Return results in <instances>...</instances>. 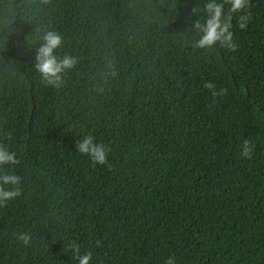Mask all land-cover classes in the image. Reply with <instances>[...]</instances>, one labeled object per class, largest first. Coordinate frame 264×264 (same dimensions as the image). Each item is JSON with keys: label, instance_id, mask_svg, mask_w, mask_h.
Instances as JSON below:
<instances>
[{"label": "trees", "instance_id": "1", "mask_svg": "<svg viewBox=\"0 0 264 264\" xmlns=\"http://www.w3.org/2000/svg\"><path fill=\"white\" fill-rule=\"evenodd\" d=\"M206 2L0 0V264H264V0H219L231 47Z\"/></svg>", "mask_w": 264, "mask_h": 264}, {"label": "clouds", "instance_id": "2", "mask_svg": "<svg viewBox=\"0 0 264 264\" xmlns=\"http://www.w3.org/2000/svg\"><path fill=\"white\" fill-rule=\"evenodd\" d=\"M231 11H239L242 7L247 6V0H230ZM206 9V24L201 26L197 21L194 27L203 32V35L196 42L197 46L205 47L211 46L215 42L219 41L222 45L231 47V32L228 31L230 23L228 18L222 20L223 5L219 0H207L205 4ZM243 19V17L241 18ZM243 26V25H241ZM46 43L42 46L37 55L36 67L42 73L44 78L49 83H57L60 80V73L66 68L71 67L74 64V60L70 57H65L62 61H57L53 55V50L60 42V37L52 32H48L44 37ZM206 87L212 88V84L209 83ZM77 149L80 153L87 154L95 163L103 164L106 162L107 148L104 144L94 142V138L91 135H86L77 142ZM250 149L245 142L242 154L247 155ZM9 162H15L14 154L9 153L3 148H0V165H4ZM19 178L14 175H4L0 173V202L6 199H10L18 194L13 190H7L3 185H15L18 183ZM27 239V237H23ZM90 257L85 255L81 257L80 264H88ZM168 264H173L172 260L168 261Z\"/></svg>", "mask_w": 264, "mask_h": 264}]
</instances>
